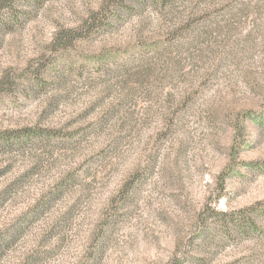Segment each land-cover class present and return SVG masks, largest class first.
<instances>
[{
  "label": "rangeland",
  "instance_id": "1",
  "mask_svg": "<svg viewBox=\"0 0 264 264\" xmlns=\"http://www.w3.org/2000/svg\"><path fill=\"white\" fill-rule=\"evenodd\" d=\"M126 3L0 28V134L45 131L0 141V237L21 223L0 264H264V0Z\"/></svg>",
  "mask_w": 264,
  "mask_h": 264
},
{
  "label": "trees",
  "instance_id": "2",
  "mask_svg": "<svg viewBox=\"0 0 264 264\" xmlns=\"http://www.w3.org/2000/svg\"><path fill=\"white\" fill-rule=\"evenodd\" d=\"M47 0H0V28L9 27L11 25H15L17 23H20L22 20L28 19L35 15V13L43 6V3ZM116 2L118 5H120L123 9H128L126 0H111V2ZM135 2H138L140 5L144 4V0H134ZM103 11V14H93L88 21L80 27L79 29H69L67 31L62 32L57 36V40L55 42V50H68V48L72 47L76 42L85 40V38H88V36L96 33L100 28H102L104 25H107L109 23V19L107 18V12ZM111 13V12H110ZM39 71V68L38 70ZM13 78H6L2 84H4L3 88H11L12 85H14ZM45 132L44 130L39 129H18L14 131H8L0 134V141L14 139L15 141H21L20 138H29L31 136H40L41 133ZM3 139V140H2ZM23 140V139H22ZM264 164L261 166H257L259 168L263 167ZM234 164H231V169H233ZM230 170L228 172V175L231 174ZM141 179L138 176L134 177V180H130V182L126 183L124 185V191L123 194L129 192V189L132 187V183L136 180ZM59 185L52 194H49L46 199H43V203H38L37 206H34L31 211L29 212V215L26 217L27 219H33L38 216V212L40 209H44L46 205L49 203V201L54 200L57 197V194H59L64 187H61ZM254 211H257V213H263V211L258 212L259 209L256 207L251 208ZM225 215V214H224ZM234 214L228 215L232 219V224L234 227H237L238 231H246L247 226L250 229H256V226L254 222L249 221L251 217H245L241 218L240 215L237 217H233ZM226 216V215H225ZM244 216V215H242ZM248 221V223H246ZM245 223V224H243ZM21 223L18 225L12 226L10 229H7L4 231L3 236L0 237V255L4 251V248L7 247L10 243H12L15 239V237L19 236L21 232L20 231ZM200 234H204L203 231ZM204 261L202 258L191 260V258L187 257L185 259L179 260V262H175L176 264H201Z\"/></svg>",
  "mask_w": 264,
  "mask_h": 264
}]
</instances>
